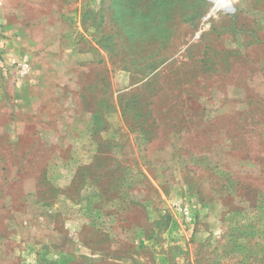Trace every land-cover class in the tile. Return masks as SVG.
I'll list each match as a JSON object with an SVG mask.
<instances>
[{"label": "rangeland", "instance_id": "374dc122", "mask_svg": "<svg viewBox=\"0 0 264 264\" xmlns=\"http://www.w3.org/2000/svg\"><path fill=\"white\" fill-rule=\"evenodd\" d=\"M0 264H264V0H0Z\"/></svg>", "mask_w": 264, "mask_h": 264}, {"label": "built area", "instance_id": "2783aa9c", "mask_svg": "<svg viewBox=\"0 0 264 264\" xmlns=\"http://www.w3.org/2000/svg\"><path fill=\"white\" fill-rule=\"evenodd\" d=\"M176 210L181 213L183 216H185L186 218H189L190 216V211H189V207L188 206H182V205H177L176 206Z\"/></svg>", "mask_w": 264, "mask_h": 264}]
</instances>
